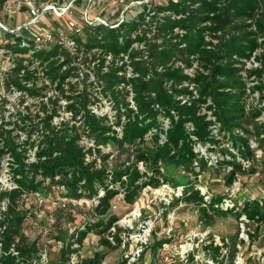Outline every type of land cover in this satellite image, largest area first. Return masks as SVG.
Masks as SVG:
<instances>
[{"label": "trees", "instance_id": "1", "mask_svg": "<svg viewBox=\"0 0 264 264\" xmlns=\"http://www.w3.org/2000/svg\"><path fill=\"white\" fill-rule=\"evenodd\" d=\"M132 19L135 26L130 28ZM84 30L86 41L77 36L82 55L72 56L58 46L35 54L47 62L52 82L58 80L72 118L56 126L51 114L40 120L19 115L9 122L13 129L0 126V160L12 156L16 185L0 192V264H44L37 243L29 242L23 231L25 215L19 205L24 194L53 186L64 188L71 199L95 201L93 220L72 234L61 250V264L90 233L100 235L104 246L118 248L121 236L113 234L114 243L106 234L119 220L111 213L113 200L123 194L126 203L135 204L147 187L168 185L181 192L173 201L196 204L210 223L216 216L233 214L258 227L264 224V199L239 202L232 197L233 206H226L229 192L212 195L197 184L210 169H229V189L240 174L256 172L245 164L256 157L253 141L264 147L259 119L264 114V0H170L155 3L151 11L144 7L117 26ZM136 42L144 47L136 48ZM107 54L113 61L104 71ZM122 54L129 62H118ZM128 65L136 75L125 74ZM22 68L10 74L9 82L30 96H43L49 86H27L23 79L32 76L28 72L20 78ZM191 68L192 74L187 72ZM81 71L82 88L72 80ZM91 73L96 85L89 81ZM100 96L111 102L112 116L91 109ZM21 132L27 134L24 139ZM84 136L95 146H84ZM106 147L112 151L105 152ZM113 150L124 160L111 161ZM169 167L192 179L180 183L166 171ZM210 247L214 256L221 253V245ZM104 258L97 252L80 264H102Z\"/></svg>", "mask_w": 264, "mask_h": 264}, {"label": "rangeland", "instance_id": "2", "mask_svg": "<svg viewBox=\"0 0 264 264\" xmlns=\"http://www.w3.org/2000/svg\"><path fill=\"white\" fill-rule=\"evenodd\" d=\"M141 9L136 8L137 11ZM137 11L128 16H135ZM128 26L134 27L135 20H130ZM81 36L86 41L85 30ZM79 82L82 88V78ZM102 104L112 116V104L105 98ZM253 146L256 157L245 165L248 170L254 168L256 172L248 171L236 179L238 184L233 197L239 202L264 199V147H259L255 141ZM104 151H112V148L106 147ZM124 158H119L118 151L113 150L110 160L116 162ZM228 170L210 169L200 177L202 182L197 184L201 185L204 193H228ZM166 171L175 175L182 184L192 179L173 167ZM9 188L0 183V192ZM65 193L64 188L53 186L43 192L24 194L20 201L19 208L25 215L23 231L29 242L37 243L40 260L44 264H61V250L71 240L72 234L93 220L94 200L71 199ZM175 196V190L168 185L145 188L135 204L126 203L123 194L118 195L113 200L111 213L119 220L106 234L114 243L113 234H119L122 244L111 249L101 244L100 235L90 233L79 251L72 253L70 260L63 261L64 264H80L82 259L97 252L105 254L102 264H264V224L258 227L257 223L239 219L233 214L216 216L210 223V220L202 218L196 204L173 201ZM212 245H221V253L214 256Z\"/></svg>", "mask_w": 264, "mask_h": 264}, {"label": "built area", "instance_id": "3", "mask_svg": "<svg viewBox=\"0 0 264 264\" xmlns=\"http://www.w3.org/2000/svg\"><path fill=\"white\" fill-rule=\"evenodd\" d=\"M106 1H110L113 5L124 6L117 19L112 20L103 13L106 5L104 0H0V31L6 34V36L0 34V126L13 129V124L9 122L14 121L19 115L38 116L36 120H40L47 114H51L53 115V124L56 126H59L62 120L72 118V112L67 109L68 101L62 98L61 92L57 89L58 80L52 82L46 74L48 71L47 62H44L43 57H37L35 54L42 50L50 51L57 46L64 48L72 56L83 53L79 52L77 36L82 35L86 27L100 24L109 27L117 26L126 19L125 13L132 6L147 7L148 11H151L155 5L154 0H133L131 3H128L127 0ZM153 14L152 12L147 20ZM176 32L183 34L184 30L176 28ZM134 46L136 48L144 47L137 42ZM100 54L101 52L98 56ZM60 56L62 55H58V58ZM122 56L124 59L118 60L120 64L129 62L128 55L122 54ZM104 57L106 62L103 70L108 71V65L113 61V56L107 54ZM61 61L62 59L59 63ZM98 62H100L99 59L94 61L92 66ZM19 65L23 66L19 74L20 78L23 79L28 72L32 76L28 80L23 79L24 84L29 87L49 86L43 96H30L9 82L10 74ZM257 65L259 64L256 62L255 66ZM81 66L83 67V64ZM187 72L192 74L194 69H188ZM121 74L123 73L121 72ZM125 74L128 77L136 75L129 65ZM82 76H84V72L81 71L80 78ZM80 78H72V80L74 82L76 79L77 82ZM89 81L97 83L93 73L90 74ZM103 98L100 96V102L90 105L91 109L99 115L109 113L104 109ZM129 99L132 100V94ZM43 104L47 105L46 110L42 107ZM259 119L264 120V114ZM118 129L120 130V128ZM14 133L18 132L14 131ZM21 133L23 134L21 138L24 139L27 134ZM81 143L87 148L95 146L94 142L85 136ZM11 164L12 156L10 154L4 155L0 160V183L9 186V190L16 187ZM237 184L236 180L229 189L230 197L225 199L226 206H233L231 200ZM175 192L176 195L181 193ZM7 206L8 202L4 201L1 209L5 211ZM242 219L248 221L245 217ZM43 259L45 261V258Z\"/></svg>", "mask_w": 264, "mask_h": 264}, {"label": "crops", "instance_id": "4", "mask_svg": "<svg viewBox=\"0 0 264 264\" xmlns=\"http://www.w3.org/2000/svg\"><path fill=\"white\" fill-rule=\"evenodd\" d=\"M66 1H70V0H66ZM132 1L133 0H127L128 3H131ZM169 1L170 0H154L155 3H159V4H167ZM175 1H177V0H175ZM104 2L106 3V5H105L103 13H107V16L109 18H111L112 20L117 19L120 16V13H121V10H122L121 7L124 8V6H122V5L121 6L113 5L110 1L108 2L106 0H104ZM136 8H140V7L137 6V5L132 6L131 8H129L126 11L125 16L128 17V15L136 12L138 10V9L136 10ZM0 34L6 36V34L1 32V31H0Z\"/></svg>", "mask_w": 264, "mask_h": 264}]
</instances>
